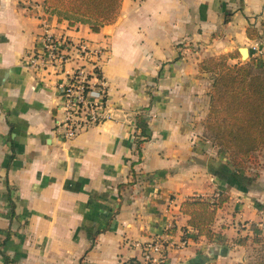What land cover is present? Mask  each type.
Here are the masks:
<instances>
[{
  "label": "crops",
  "instance_id": "crops-1",
  "mask_svg": "<svg viewBox=\"0 0 264 264\" xmlns=\"http://www.w3.org/2000/svg\"><path fill=\"white\" fill-rule=\"evenodd\" d=\"M44 21L109 49L110 118L70 141L55 131L54 82L25 65L42 49ZM257 40L264 0H123L98 33L45 0H0V264H140L135 244L156 237L170 244L168 264L250 262L264 236V170L237 175L205 137L212 80L200 65L246 64ZM220 193L228 201L209 241L181 208Z\"/></svg>",
  "mask_w": 264,
  "mask_h": 264
},
{
  "label": "trees",
  "instance_id": "trees-1",
  "mask_svg": "<svg viewBox=\"0 0 264 264\" xmlns=\"http://www.w3.org/2000/svg\"><path fill=\"white\" fill-rule=\"evenodd\" d=\"M45 1L50 10L64 16L70 25L89 24L98 33L117 20L123 0ZM248 35L255 37L250 29ZM200 71L210 74L212 80L205 137L226 154L235 173L244 176L249 165L257 162V154L264 150V65L253 59L246 64L232 65L228 56H220L204 60ZM141 128V136L147 140L145 124ZM142 143H137L139 154ZM225 195L220 193L213 201L193 197L182 204L181 211L190 218L189 225L209 241L215 238L213 225L217 210L228 201ZM8 239L9 236L2 246ZM254 243L258 249L247 264H264V236L256 237ZM1 255L8 263L7 256L3 252Z\"/></svg>",
  "mask_w": 264,
  "mask_h": 264
},
{
  "label": "built area",
  "instance_id": "built-area-1",
  "mask_svg": "<svg viewBox=\"0 0 264 264\" xmlns=\"http://www.w3.org/2000/svg\"><path fill=\"white\" fill-rule=\"evenodd\" d=\"M42 49L26 58L27 68L43 74L55 84L60 103L55 118V131L70 141L110 118L109 84L103 64L109 60L107 47L95 46L87 40L74 42L53 33L46 21ZM252 59L264 63V45L255 41L250 48ZM69 65H73L68 68ZM187 242H183V246ZM169 242L156 237L136 243L140 264H168ZM182 246V247H183Z\"/></svg>",
  "mask_w": 264,
  "mask_h": 264
},
{
  "label": "rangeland",
  "instance_id": "rangeland-1",
  "mask_svg": "<svg viewBox=\"0 0 264 264\" xmlns=\"http://www.w3.org/2000/svg\"><path fill=\"white\" fill-rule=\"evenodd\" d=\"M263 170H264V150L260 151L257 154V162L251 163L249 165V168L245 171V175L249 174L250 176H252V178L254 177V178L257 179V178L261 177V174L263 173ZM256 248H258V247H256ZM255 254H256V252L252 251V256L253 257H255Z\"/></svg>",
  "mask_w": 264,
  "mask_h": 264
},
{
  "label": "water",
  "instance_id": "water-1",
  "mask_svg": "<svg viewBox=\"0 0 264 264\" xmlns=\"http://www.w3.org/2000/svg\"><path fill=\"white\" fill-rule=\"evenodd\" d=\"M240 53L242 55V60L245 62L250 58V52L248 48H242L240 50Z\"/></svg>",
  "mask_w": 264,
  "mask_h": 264
}]
</instances>
